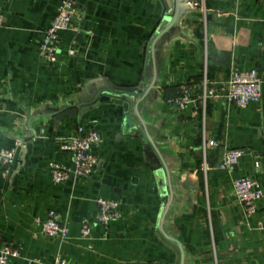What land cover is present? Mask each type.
I'll return each instance as SVG.
<instances>
[{"label": "crops", "instance_id": "1", "mask_svg": "<svg viewBox=\"0 0 264 264\" xmlns=\"http://www.w3.org/2000/svg\"><path fill=\"white\" fill-rule=\"evenodd\" d=\"M78 0L72 31L60 35V58L40 56L45 32L62 0H0V251L14 245L11 264H264V198L249 215L234 182L256 179L264 191V0ZM188 3H192L189 5ZM262 77L259 104L225 98L237 70ZM216 92L199 100L204 84ZM194 86L186 109L168 101ZM113 87L76 118L71 104ZM101 138L99 166L88 179L56 184L51 163L71 166L61 150L79 129ZM150 137L166 165L146 155ZM212 141L216 142L211 146ZM231 149L235 172L219 168ZM120 203L121 218L94 225L97 200ZM55 211L70 229L61 242L43 233Z\"/></svg>", "mask_w": 264, "mask_h": 264}, {"label": "built area", "instance_id": "2", "mask_svg": "<svg viewBox=\"0 0 264 264\" xmlns=\"http://www.w3.org/2000/svg\"><path fill=\"white\" fill-rule=\"evenodd\" d=\"M214 2H227L229 0H204ZM191 5L192 3H188ZM79 11L78 0H62L58 14L51 26L45 32L44 40L40 46L41 58L49 64H56L60 58V35L63 32L72 31ZM5 23V17L0 13V27ZM263 82L258 70H237L232 80L228 83L225 98L241 108H247L251 104H259L263 96ZM194 86L186 85L182 89V95L172 98L168 103L178 109H186L195 102ZM216 92L204 84V93L199 100L205 104L209 98L216 97ZM101 141L100 135L93 129L85 131L79 129L78 135L64 139L61 142V150L67 153L71 159V166L60 163H51V173L56 184L76 183L79 180L90 178L99 166V159L94 153V147ZM211 146L216 142L212 141ZM16 150L4 149L0 152V163L10 167L14 163ZM244 152L241 149H231L219 168L233 173L236 171ZM234 191L237 200L245 207L249 215L258 210V205L264 198V191L260 183L251 177H241L234 182ZM120 203L115 200L100 198L97 200V213L94 221H85L82 226L83 238H91L94 225L108 226L111 222L121 218ZM43 233L50 239H58L61 242L69 239L70 229L64 223L57 212L51 211L43 222ZM20 257V251L14 245H7L0 251V264H11L13 259ZM38 264H45L38 261ZM52 264H73L57 255Z\"/></svg>", "mask_w": 264, "mask_h": 264}, {"label": "water", "instance_id": "3", "mask_svg": "<svg viewBox=\"0 0 264 264\" xmlns=\"http://www.w3.org/2000/svg\"><path fill=\"white\" fill-rule=\"evenodd\" d=\"M176 1V14L173 18L172 23L167 27L165 32L169 30L178 20V17L180 15V9L182 7V1L181 0H175ZM133 89H124V88H118V87H113L111 89H103L99 91L93 98L90 100H85L82 99L76 103L71 104L67 109L64 111L65 115H68L69 117H74L76 118L79 113L82 115L85 114L90 108L93 106H96L98 104L99 98L105 94V93H110V94H127L130 95L132 93ZM146 155L150 161H152L153 166L156 169L166 170V165L163 161V158L161 157L159 151L157 150L155 144L151 140L150 137L147 138L146 142Z\"/></svg>", "mask_w": 264, "mask_h": 264}]
</instances>
